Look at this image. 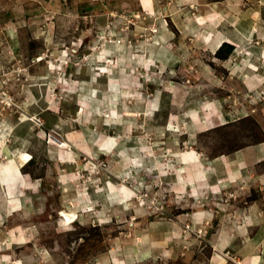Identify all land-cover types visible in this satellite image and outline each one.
<instances>
[{
  "label": "rangeland",
  "instance_id": "1",
  "mask_svg": "<svg viewBox=\"0 0 264 264\" xmlns=\"http://www.w3.org/2000/svg\"><path fill=\"white\" fill-rule=\"evenodd\" d=\"M204 3L0 0V264H264V0Z\"/></svg>",
  "mask_w": 264,
  "mask_h": 264
},
{
  "label": "crops",
  "instance_id": "2",
  "mask_svg": "<svg viewBox=\"0 0 264 264\" xmlns=\"http://www.w3.org/2000/svg\"><path fill=\"white\" fill-rule=\"evenodd\" d=\"M180 3L185 4V5H189V6H190V5H196L197 7H198V6H202V5L205 4V3H204V0H180ZM217 41H218V40H217ZM217 41H216V42H217ZM216 42H215V44H216ZM222 42H223V41H221L219 45H221ZM212 44H214V42H213ZM217 48H218V47H217ZM217 48H216V49H217ZM240 152H241V151H240ZM240 152H239V153H240ZM222 163H223V166H222V167H223L224 169L229 168V166H230V164H229V163H230V160H226V159H225V161H223ZM220 184H221V183H219V185H218L219 189H221ZM245 227H247V226H245Z\"/></svg>",
  "mask_w": 264,
  "mask_h": 264
},
{
  "label": "bare ground",
  "instance_id": "3",
  "mask_svg": "<svg viewBox=\"0 0 264 264\" xmlns=\"http://www.w3.org/2000/svg\"><path fill=\"white\" fill-rule=\"evenodd\" d=\"M20 158V157H19ZM18 158V159H19ZM26 164V160L24 161V160H22V159H19V164H18V166H17V173H18V175H20V170H21V168H23L24 167V165ZM221 172H223V171H221ZM12 173V172H11ZM11 178V177H10ZM13 178V177H12ZM9 205V204H8ZM9 209H11V208H9Z\"/></svg>",
  "mask_w": 264,
  "mask_h": 264
},
{
  "label": "trees",
  "instance_id": "4",
  "mask_svg": "<svg viewBox=\"0 0 264 264\" xmlns=\"http://www.w3.org/2000/svg\"><path fill=\"white\" fill-rule=\"evenodd\" d=\"M226 44H227L226 42H223V43L220 45V47L217 49L216 54L219 53V51L221 50V48H222L223 46H227ZM228 47H229V46H228ZM230 47H231V46H230ZM230 47L228 48L227 53H229V52L231 51V50H230Z\"/></svg>",
  "mask_w": 264,
  "mask_h": 264
}]
</instances>
